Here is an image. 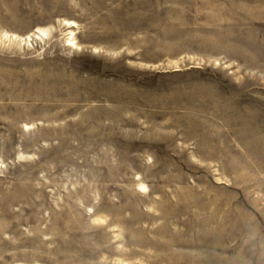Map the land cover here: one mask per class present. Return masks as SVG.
Instances as JSON below:
<instances>
[{
	"label": "rangeland",
	"instance_id": "374dc122",
	"mask_svg": "<svg viewBox=\"0 0 264 264\" xmlns=\"http://www.w3.org/2000/svg\"><path fill=\"white\" fill-rule=\"evenodd\" d=\"M0 264H264V0H0Z\"/></svg>",
	"mask_w": 264,
	"mask_h": 264
},
{
	"label": "bare ground",
	"instance_id": "6f19581e",
	"mask_svg": "<svg viewBox=\"0 0 264 264\" xmlns=\"http://www.w3.org/2000/svg\"><path fill=\"white\" fill-rule=\"evenodd\" d=\"M37 37V36H36Z\"/></svg>",
	"mask_w": 264,
	"mask_h": 264
}]
</instances>
